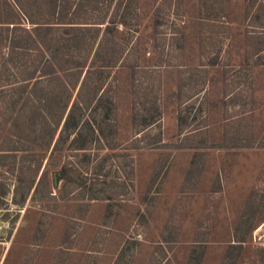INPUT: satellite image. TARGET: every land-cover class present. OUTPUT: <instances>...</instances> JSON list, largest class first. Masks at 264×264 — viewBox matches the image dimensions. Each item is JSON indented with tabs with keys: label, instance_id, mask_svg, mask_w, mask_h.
I'll list each match as a JSON object with an SVG mask.
<instances>
[{
	"label": "rangeland",
	"instance_id": "obj_1",
	"mask_svg": "<svg viewBox=\"0 0 264 264\" xmlns=\"http://www.w3.org/2000/svg\"><path fill=\"white\" fill-rule=\"evenodd\" d=\"M154 1L139 2L145 34ZM171 9L163 28L177 24L183 50L167 63L164 42L153 49L145 37L130 69L90 75L75 134L64 121L85 71L70 80L62 119L0 111V264H264V0ZM213 54L225 63L210 67ZM196 67L206 70L185 72ZM224 67L227 86H214ZM152 100L161 120L145 128Z\"/></svg>",
	"mask_w": 264,
	"mask_h": 264
},
{
	"label": "trees",
	"instance_id": "obj_2",
	"mask_svg": "<svg viewBox=\"0 0 264 264\" xmlns=\"http://www.w3.org/2000/svg\"><path fill=\"white\" fill-rule=\"evenodd\" d=\"M112 1L0 0V54L2 55L4 49L5 55L0 57V111L4 116L10 114L11 118L17 121L21 114L25 113L30 122L34 110L40 107L48 112L45 114L49 116L46 115L44 119L53 120L54 111L56 116L61 118L69 107L72 91L76 87L70 80L85 71L78 98L73 102L64 121V130L73 135L82 124V120L76 116V111L87 105L82 93L90 75L114 72L117 65L130 69L122 64L129 60V52L140 46L141 39L145 37L152 41L153 49L159 45H156L157 42H164L161 55L167 51L163 55L166 62L170 57L167 53L183 50L186 36L184 32H178L177 24L171 22L173 28L171 27L170 34L163 28L167 12L172 10L171 4L173 12L179 11L182 0H155L152 6L151 31L148 34L141 29L140 0H117L116 9L122 7L123 10L108 16L104 10ZM165 43L167 46H164ZM207 59L210 67L225 63V58L219 54H213ZM88 63L90 66L86 67ZM163 67L166 68L164 65ZM133 68L131 70H134ZM223 69L214 80V86L216 82L227 86V71L225 67ZM205 70L204 67H196L185 72ZM178 73L182 74L181 71ZM191 80L193 81V77ZM210 86L212 84L209 82L207 87ZM191 88L192 86L189 87L190 92ZM97 91H100V94L95 104L100 107L107 103V92L98 85L93 96L97 95ZM202 91L203 86L198 94ZM180 97L181 87L176 94L179 100L176 121L177 128L181 131L186 119L180 108ZM149 104L151 107L143 108L145 128L161 120L160 112L157 115L148 114L157 108V101L152 100ZM138 117L136 109L133 112V121H137ZM140 132L142 130L138 133ZM262 143L264 145L263 138Z\"/></svg>",
	"mask_w": 264,
	"mask_h": 264
}]
</instances>
